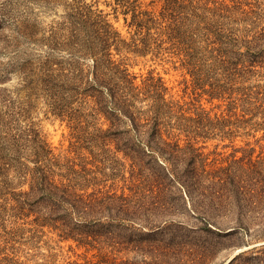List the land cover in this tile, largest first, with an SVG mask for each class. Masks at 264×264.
<instances>
[{"label":"rangeland","instance_id":"374dc122","mask_svg":"<svg viewBox=\"0 0 264 264\" xmlns=\"http://www.w3.org/2000/svg\"><path fill=\"white\" fill-rule=\"evenodd\" d=\"M74 1L0 0V111L4 112L7 99L15 101L14 120L9 123L15 130H8L1 147L17 149L16 160L31 167L34 156L25 134L33 127L61 163L83 160L92 168V177L99 169V183L114 184L118 194L122 190L129 200L142 201L141 219L125 221L137 231L126 232L118 246L61 240L53 231L35 225L32 216L25 218L12 209L16 195L28 188L26 167L16 169L12 161L13 169L0 172V264H264V69H256L235 84L218 81V77L196 84L168 43L144 56L112 49L113 58L135 76V84L140 85L149 74L160 77L173 111L181 109L196 120L185 124L187 132L177 129L174 117L165 127L164 139L178 138L181 146L188 144L176 164L157 157L169 171L159 170L148 158H143L147 165L142 172L132 171L120 152L122 146L118 150L114 143L96 140V129L105 130L108 124L103 115L93 113L90 101L85 105L80 97L70 98L64 103L66 116L59 118L38 90L29 89L27 75L18 72V66L46 54L56 61L72 53L80 58H70L71 63L88 75L92 59L86 53L63 45L51 52L45 41L50 30L66 21L65 13ZM80 1L100 12L130 41L135 32L129 26L131 11L126 13L115 0ZM183 1L187 5L188 0ZM239 1L246 10L263 6L262 0ZM139 2L157 18L162 0ZM18 20L30 26L31 43L15 42ZM60 28L63 36L69 31ZM260 104L262 108H257ZM136 107L144 106L137 101ZM71 116L81 124L77 143L68 120ZM207 186L218 190L217 203L201 189Z\"/></svg>","mask_w":264,"mask_h":264},{"label":"trees","instance_id":"16d2710c","mask_svg":"<svg viewBox=\"0 0 264 264\" xmlns=\"http://www.w3.org/2000/svg\"><path fill=\"white\" fill-rule=\"evenodd\" d=\"M156 1L160 0H151L150 4ZM262 1V8L246 10L239 0H230V3L226 0H188L187 5L183 0H162L156 18L153 11L142 9L139 0H115L126 13L132 12L129 26L135 32L126 42L100 12L75 0L67 8L66 21L58 23V26L68 28V33L61 35L63 28L60 27L50 30L45 41L51 52L54 46L63 45L80 49L78 54L86 53L92 59L88 75H82L81 69L71 63L70 58H80L72 53L67 54V59L56 61L46 54L42 59L34 60L36 63L18 66V72L27 75L25 80L29 89L38 90L51 113L59 118L66 116L68 109L64 103L70 98L80 97L85 105L90 101L93 113L103 115L108 124L105 130L96 129V140L114 143L117 149L122 146L120 152L130 161L132 171L136 168L142 172L146 168L147 162L143 158H148L159 170L169 171L159 164L157 157L176 164L188 144L181 146L178 138L164 139L165 127L174 117L178 122L174 124L177 129L187 132L185 124L196 120L187 117L181 109L173 111L160 77L149 74L140 85L135 84V76L128 73L121 60L113 58L111 50L119 53L125 49L144 56L161 50L162 45L168 43L174 49L173 53L181 56L182 67L196 84L214 77L235 84L256 69H264ZM15 25V42L18 44L21 39L31 43L34 37L30 26L19 20ZM239 87L236 89L240 90ZM242 95L247 97V93ZM137 101L144 107L137 108ZM5 103L4 112L0 111V172L14 167L19 170L26 167L27 170L24 176L28 188L13 199L12 209L18 215L32 216V222L38 227L47 228L59 239L72 240L77 245L108 242L118 246L126 232L137 231L125 221L141 219L142 201L138 198L129 200L122 190L118 194L114 184L99 183L101 180L96 176L99 169L94 170L96 177H92V168L83 160L76 163L68 159L61 163L33 127L25 134L26 146L30 144L34 156L31 167L16 160L17 149L1 147L7 142L8 130H15L9 127L14 120L15 101L9 98ZM68 120L77 143L81 138V124L72 116ZM12 161L17 166L13 167ZM151 175L153 172L150 171ZM201 189L211 200H217L218 190H208L211 189L208 186ZM130 235L135 236L134 233Z\"/></svg>","mask_w":264,"mask_h":264}]
</instances>
